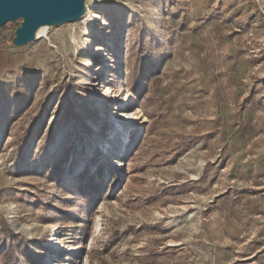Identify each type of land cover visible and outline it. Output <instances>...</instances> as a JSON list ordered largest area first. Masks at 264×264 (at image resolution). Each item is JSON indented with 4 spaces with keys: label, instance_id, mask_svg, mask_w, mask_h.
<instances>
[{
    "label": "rangeland",
    "instance_id": "obj_1",
    "mask_svg": "<svg viewBox=\"0 0 264 264\" xmlns=\"http://www.w3.org/2000/svg\"><path fill=\"white\" fill-rule=\"evenodd\" d=\"M86 4L0 29V264H264V0Z\"/></svg>",
    "mask_w": 264,
    "mask_h": 264
},
{
    "label": "water",
    "instance_id": "obj_2",
    "mask_svg": "<svg viewBox=\"0 0 264 264\" xmlns=\"http://www.w3.org/2000/svg\"><path fill=\"white\" fill-rule=\"evenodd\" d=\"M86 12V0H0V29L19 21L13 42L25 46L38 39L43 26L75 22Z\"/></svg>",
    "mask_w": 264,
    "mask_h": 264
},
{
    "label": "bare ground",
    "instance_id": "obj_3",
    "mask_svg": "<svg viewBox=\"0 0 264 264\" xmlns=\"http://www.w3.org/2000/svg\"><path fill=\"white\" fill-rule=\"evenodd\" d=\"M38 37L39 38H42V37H48V26H43L40 30H39V32H38ZM127 98L129 99L130 98V101L132 102V101H135L136 99H137V96H135L134 94H129L128 96H127ZM137 118H138V115H137V112L136 111H134L133 112V120H137ZM109 119L110 120H112V121H114L115 123H116V126L118 125V127H120V129L117 127V130L119 129V133H120V135H122L121 136V138L122 137H124V139L126 140V139H128V135H124L123 133H125L126 131H124L125 129L123 128V126L122 125H119V120H117V119H115V118H113V117H109ZM117 130H116V132H117ZM118 133V134H119ZM127 133V132H126ZM98 138V137H97ZM123 143H125V142H123ZM122 143V144H123ZM126 144V143H125ZM125 147H127V144H126V146ZM68 179V184H71L70 183V180L71 181H73V179H74V177H72V178H70V177H68L67 178ZM73 185V184H72Z\"/></svg>",
    "mask_w": 264,
    "mask_h": 264
}]
</instances>
